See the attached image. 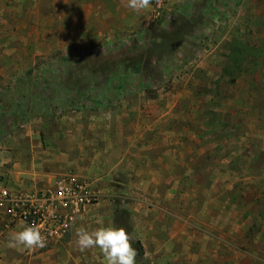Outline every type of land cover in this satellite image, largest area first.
Listing matches in <instances>:
<instances>
[{
    "label": "rangeland",
    "instance_id": "1",
    "mask_svg": "<svg viewBox=\"0 0 264 264\" xmlns=\"http://www.w3.org/2000/svg\"><path fill=\"white\" fill-rule=\"evenodd\" d=\"M180 10L185 21L160 48L167 74L114 103L119 91L106 89L111 103L96 105L164 110V133L139 122L128 135L135 154L102 157L91 182L67 175L96 192L91 229L124 228L136 264H264V0H152L140 12L127 0H0V112L13 108L1 115L0 155L17 152L18 130L55 125L81 101L93 107L103 77L84 84V100L74 96L93 63L137 51L155 65L146 31L176 23ZM30 70L51 86L45 101L40 86H16ZM163 138V152L139 150ZM13 162L0 166V182Z\"/></svg>",
    "mask_w": 264,
    "mask_h": 264
},
{
    "label": "crops",
    "instance_id": "2",
    "mask_svg": "<svg viewBox=\"0 0 264 264\" xmlns=\"http://www.w3.org/2000/svg\"><path fill=\"white\" fill-rule=\"evenodd\" d=\"M111 107L74 108L55 125L51 123L18 130L17 152L8 157L0 155V166L5 161H14L10 172L5 173L8 178L0 182V189L34 191L54 185L67 174L81 176L91 182L89 177L97 174L102 157L110 159L116 152L130 155L138 151L137 144H131L132 139L128 135H137V129L141 127L139 122L148 121V126L164 133V110L143 112L139 110V104H114ZM114 136L122 137L118 146L114 143ZM143 149L163 152L164 138L148 148H139ZM3 216L0 209V264H100L96 248L81 251L76 245L78 229L94 231L88 210L77 218L62 240L43 248L12 246V234L28 226L16 222L5 228Z\"/></svg>",
    "mask_w": 264,
    "mask_h": 264
},
{
    "label": "built area",
    "instance_id": "3",
    "mask_svg": "<svg viewBox=\"0 0 264 264\" xmlns=\"http://www.w3.org/2000/svg\"><path fill=\"white\" fill-rule=\"evenodd\" d=\"M161 5L158 1L157 6ZM96 198L91 185L74 176L61 177L54 185L34 191L0 189L3 226L10 228L16 222H23L35 227L49 246L70 232L77 218Z\"/></svg>",
    "mask_w": 264,
    "mask_h": 264
},
{
    "label": "trees",
    "instance_id": "4",
    "mask_svg": "<svg viewBox=\"0 0 264 264\" xmlns=\"http://www.w3.org/2000/svg\"><path fill=\"white\" fill-rule=\"evenodd\" d=\"M176 14H177L176 23L166 24L164 23L165 21L158 20L155 27L146 31L149 34V37H152L151 42L154 47L152 49L151 48L147 49V51L151 50L154 52H160L159 54L161 55V57H159L158 60L156 61L155 65H153L151 57L149 58L148 54L146 55L144 52L139 53L135 51V49L137 48V46H135L134 48L135 53L130 54V55L127 54L122 57L120 56L118 58L111 57L110 59L102 61L100 63H93L94 66H90V69H88L86 72H83L85 73L84 75L79 74L75 85L80 88H79V92L77 91L74 96H78L77 98H79V100H82L83 97L85 96V93L81 89L86 90L87 88L86 86H84V84L86 82L91 83L92 80L97 79L98 77L102 80V77H103L104 78L103 84L97 88V89H100V91L96 92L94 95L95 97H94L93 104L95 108H97L96 105L99 106V104L100 105L107 104L108 102L114 103L118 101L121 97L132 92L133 90L149 88V86H151L154 83V81L162 79V76H164L168 72L167 70L168 63H165L164 57H162L163 54H161L160 48L164 47L167 41L171 38L172 35L170 34L171 32L170 28L173 25L179 26L183 24V21H185V18H186L182 10L177 11ZM162 51H163V48H162ZM165 60L167 61V59ZM149 62L151 63V65L154 66V70L156 69L157 75L158 73L160 74L159 76H156V75L152 76L150 72H148L149 71L148 68L151 69V66L148 64ZM41 73H42V70H38L37 74L35 75H34V70L28 71L27 74L22 77L21 82L17 84L16 86L17 87L21 86L22 89H26V91H27L26 86L31 84V82L33 84L40 86V88L43 89V92L40 93L38 97L42 96L40 100L45 101L46 99L45 97L47 95L44 94V91L45 89H48V87H51V86L49 82L44 77H42ZM157 77H159L160 79H157ZM62 79L63 81L59 85L62 88L69 89L70 84L67 83V81L71 80L72 77H69L68 75H63ZM64 85L66 87H64ZM29 88L31 89L30 86ZM109 88L119 91L118 93L114 95L115 96L114 100L111 102L110 100H108V98L110 99L111 96L109 97V95L106 93V89H109ZM23 93H25V95L21 96L22 100H24L23 97L25 96L28 97L27 92L24 91ZM101 98L105 99L104 101L105 103L100 101ZM8 100L9 102L12 101L11 99H8ZM79 103L81 105L80 107H88V104H86V101H81ZM4 110L0 112V119H1L2 114H5L6 117L11 115V110H13V108L8 107L5 110V112Z\"/></svg>",
    "mask_w": 264,
    "mask_h": 264
},
{
    "label": "clouds",
    "instance_id": "5",
    "mask_svg": "<svg viewBox=\"0 0 264 264\" xmlns=\"http://www.w3.org/2000/svg\"><path fill=\"white\" fill-rule=\"evenodd\" d=\"M152 0H127V7L140 12L151 6ZM76 245L81 251L98 248L104 257V264H136L137 251L132 237L124 228L103 227L94 231L84 228L76 232ZM14 247L32 248L46 246L40 231L35 227H25L12 234Z\"/></svg>",
    "mask_w": 264,
    "mask_h": 264
}]
</instances>
